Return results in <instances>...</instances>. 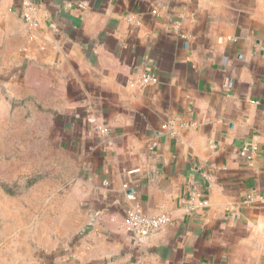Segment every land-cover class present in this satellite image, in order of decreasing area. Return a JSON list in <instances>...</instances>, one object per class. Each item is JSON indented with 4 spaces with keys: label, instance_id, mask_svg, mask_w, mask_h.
<instances>
[{
    "label": "crops",
    "instance_id": "obj_1",
    "mask_svg": "<svg viewBox=\"0 0 264 264\" xmlns=\"http://www.w3.org/2000/svg\"><path fill=\"white\" fill-rule=\"evenodd\" d=\"M23 1L0 0V264H264V0H31L38 27ZM127 208L172 222L135 240Z\"/></svg>",
    "mask_w": 264,
    "mask_h": 264
},
{
    "label": "built area",
    "instance_id": "obj_2",
    "mask_svg": "<svg viewBox=\"0 0 264 264\" xmlns=\"http://www.w3.org/2000/svg\"><path fill=\"white\" fill-rule=\"evenodd\" d=\"M38 6L31 0H24L20 12L23 21L32 26L38 27L36 20ZM142 85H150L158 82V77L154 74H145L141 79ZM169 125L164 124L163 129H168ZM108 129H104L103 133H108ZM253 150L249 146H245L241 150V157L250 160ZM132 172L131 174H135ZM129 185H124V190L129 191ZM130 197V196H129ZM172 220L168 214L163 213L158 216H149L141 212L137 208H127L124 213V224L127 233L135 240H141L148 237L152 232L168 227Z\"/></svg>",
    "mask_w": 264,
    "mask_h": 264
},
{
    "label": "rangeland",
    "instance_id": "obj_3",
    "mask_svg": "<svg viewBox=\"0 0 264 264\" xmlns=\"http://www.w3.org/2000/svg\"><path fill=\"white\" fill-rule=\"evenodd\" d=\"M47 132H48V130H47ZM56 154H57L56 153V149H55L53 143L52 142H47L46 143V151H45V157H46V159H45V169H46V178H47V180L49 179V177H50V180H51L50 187H52V181H53L54 178H59V175H60V177L62 175H69L68 172L65 173V170L69 171L70 157L68 156V154H64L63 153V157L61 159V166L63 168V171H62L61 174H58L57 173V171H58L57 170V166H58L59 158L56 156ZM35 160H36V157H35ZM32 186L33 185L29 184V186L27 187L25 192L26 193H30V192L34 191L33 190L34 186L33 187ZM48 187L49 186L46 185L47 190H48ZM35 193H37V192H35ZM47 195L49 197L50 190L47 191Z\"/></svg>",
    "mask_w": 264,
    "mask_h": 264
},
{
    "label": "water",
    "instance_id": "obj_4",
    "mask_svg": "<svg viewBox=\"0 0 264 264\" xmlns=\"http://www.w3.org/2000/svg\"><path fill=\"white\" fill-rule=\"evenodd\" d=\"M97 215H98V214H95V215L93 216V218H92L93 221H92L91 225H93V224L95 223V219H96Z\"/></svg>",
    "mask_w": 264,
    "mask_h": 264
}]
</instances>
